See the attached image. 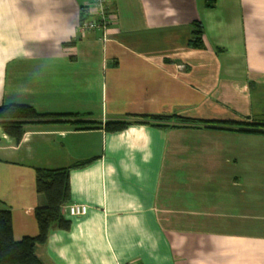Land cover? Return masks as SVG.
Returning a JSON list of instances; mask_svg holds the SVG:
<instances>
[{"label": "crops", "instance_id": "crops-1", "mask_svg": "<svg viewBox=\"0 0 264 264\" xmlns=\"http://www.w3.org/2000/svg\"><path fill=\"white\" fill-rule=\"evenodd\" d=\"M87 2L0 0V105L100 124H27L19 140L0 126L13 239L38 232L35 170L87 162L68 202L87 214L62 212L43 264H264V134L133 122H264V0H108L105 37L78 29ZM196 21L203 49L188 45Z\"/></svg>", "mask_w": 264, "mask_h": 264}, {"label": "trees", "instance_id": "trees-1", "mask_svg": "<svg viewBox=\"0 0 264 264\" xmlns=\"http://www.w3.org/2000/svg\"><path fill=\"white\" fill-rule=\"evenodd\" d=\"M216 0H205L207 8H213ZM204 28L201 22L192 24L191 38L188 45L194 49H203ZM171 119H178L179 125L204 127L222 131L264 134V122H226L192 119L178 115L141 116L143 124L168 127ZM128 119L107 121L103 125L106 131H120L133 123ZM67 123L76 129L100 127L91 120L78 119L76 115L40 114L28 105H0V126L5 132L19 140L27 124ZM87 162L77 163L70 168L36 169L35 190L42 196V204L33 213L38 232L35 236H26L16 241L12 234V214L9 209H0V264H43L36 255V247L46 242L53 228L67 229L69 221L64 218L63 209L70 199L69 171L81 167Z\"/></svg>", "mask_w": 264, "mask_h": 264}, {"label": "built area", "instance_id": "built-area-1", "mask_svg": "<svg viewBox=\"0 0 264 264\" xmlns=\"http://www.w3.org/2000/svg\"><path fill=\"white\" fill-rule=\"evenodd\" d=\"M110 25L108 0H88L81 8L78 29L80 32L100 31L103 36ZM88 207L84 204H67L63 212L69 217L87 214Z\"/></svg>", "mask_w": 264, "mask_h": 264}, {"label": "rangeland", "instance_id": "rangeland-1", "mask_svg": "<svg viewBox=\"0 0 264 264\" xmlns=\"http://www.w3.org/2000/svg\"><path fill=\"white\" fill-rule=\"evenodd\" d=\"M168 122H170V123H176V122H178V119H171Z\"/></svg>", "mask_w": 264, "mask_h": 264}]
</instances>
